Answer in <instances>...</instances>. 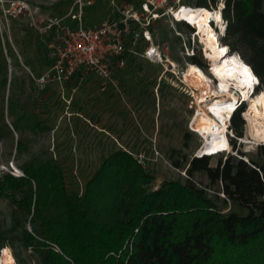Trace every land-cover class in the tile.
<instances>
[{"label": "trees", "instance_id": "obj_1", "mask_svg": "<svg viewBox=\"0 0 264 264\" xmlns=\"http://www.w3.org/2000/svg\"><path fill=\"white\" fill-rule=\"evenodd\" d=\"M221 1L226 21L221 41L252 67L260 79L257 90L264 89V0L194 4L216 8ZM2 40L0 34V89H5L9 68ZM190 60L206 68L199 56ZM8 104L16 114L15 130L40 128L42 122L27 105ZM241 111L234 112L231 123L238 136L245 123ZM0 116L4 122L3 106ZM5 127L10 126L0 123V137ZM190 135L184 133L186 139ZM232 142L238 155L228 153L215 164L211 156L194 155L184 182L167 180L158 188L152 187L154 176L139 159L123 149L104 160L82 193L66 187L55 159L34 157L21 165L22 175L3 173L0 195L16 207L14 227H21L22 242L36 247L49 264H264V162L246 159ZM16 148H25L22 137ZM174 165L179 168L182 162L176 159ZM196 172L221 186L224 201L231 203L227 211L218 195L196 185ZM19 211L26 213L24 220ZM6 239L7 231L0 227V244Z\"/></svg>", "mask_w": 264, "mask_h": 264}, {"label": "rangeland", "instance_id": "obj_2", "mask_svg": "<svg viewBox=\"0 0 264 264\" xmlns=\"http://www.w3.org/2000/svg\"><path fill=\"white\" fill-rule=\"evenodd\" d=\"M11 1L0 2L6 8L5 12L0 8V34L9 68L8 84L0 89V109L4 107V122L0 116V123L10 126L4 128L0 137V178L4 172L12 173L13 167L23 174L21 165L34 157L53 158L64 172L66 187L82 193L104 160L117 149H123L133 153L154 176L152 187L158 188L167 180L184 182L188 162L203 142L197 129L201 130L208 118L200 100L211 95L208 91L199 93L186 80L185 70L191 63L188 53L195 48V55L205 63L203 69L208 74L210 61L200 35L195 36L182 22L174 20L169 11L179 6L194 7V0H160V3L153 0L158 10L164 12L151 24L153 39L167 48L170 62L165 57L162 61L149 60L143 54L148 43L129 37L124 64L114 60L112 79L87 72L74 76L64 88L55 82L40 84L35 79L50 65L48 36L29 28L24 15L9 12ZM25 1L40 6L41 13L49 17H66L74 3V0ZM143 1L116 0L119 5L131 3L139 13ZM111 11L110 0H94L84 6V21L96 25ZM223 33L221 28L220 39ZM10 100L15 108L21 103L34 111L42 122L40 128L15 130L12 122L16 114L8 109ZM246 106L247 112L249 104ZM247 128L245 120L244 143L237 140V146L246 159L264 162V149L257 144L259 141L250 138ZM186 131L191 133L188 139L184 137ZM20 137L25 141L22 151L16 148ZM226 149L230 147L227 145L223 151ZM228 153L238 155L232 148L211 156V162L215 164ZM176 159L182 162L179 168L174 165ZM193 181L209 195H218L217 202L225 211L231 207L230 202L224 201L221 186L211 185L205 173L196 172ZM10 199L0 195V227L7 231V239L0 244V264H49L36 247H26L22 242L21 227H14L16 207ZM25 215L19 211L21 220ZM26 225L32 229L28 221ZM7 253L10 257L5 262Z\"/></svg>", "mask_w": 264, "mask_h": 264}, {"label": "built area", "instance_id": "obj_3", "mask_svg": "<svg viewBox=\"0 0 264 264\" xmlns=\"http://www.w3.org/2000/svg\"><path fill=\"white\" fill-rule=\"evenodd\" d=\"M0 2L3 3V0ZM93 3L94 0H74L73 9L66 15L68 19H65V16H45L41 13L40 6L31 5L25 0L11 1L10 9L7 8L9 12L12 11L16 16L24 15L29 28L48 36L50 65L35 77L38 83L47 85L55 82L64 88L78 72L81 74L92 72L100 78L112 79L114 60L119 59L120 64H124L123 57L128 50L129 37L132 41L141 38L148 43L143 54L149 60L162 61L165 57L166 61H169L167 48H162L153 39L151 24L164 15L153 0L143 1L141 13L134 9L131 3L119 5L116 0H110L111 13L98 24L88 25L84 21V6ZM157 3H160V0ZM0 8L5 12L6 8L4 9L1 4ZM173 19L187 23L175 17ZM224 24L226 26V21ZM188 55L189 57L195 55L194 47L192 53ZM244 119L247 120L246 117ZM194 132L197 133L195 130ZM226 134L229 151L234 148L232 139L236 143L237 140L239 144L244 143L243 137L237 135L232 125L227 126ZM257 144L261 145L264 142ZM201 154L203 153H199L198 149L195 155ZM13 170L12 173L15 175H22L15 167Z\"/></svg>", "mask_w": 264, "mask_h": 264}, {"label": "bare ground", "instance_id": "obj_4", "mask_svg": "<svg viewBox=\"0 0 264 264\" xmlns=\"http://www.w3.org/2000/svg\"><path fill=\"white\" fill-rule=\"evenodd\" d=\"M223 6L224 3L221 1L219 7L214 9L204 6H179L171 10V14L176 19L197 27L198 34L206 47V56L210 61L209 74L193 62L185 70L186 80L192 88L199 93L204 94L208 91L211 94L200 100L208 115L206 124L201 127V130L197 129L198 134L203 138L199 148V153L203 154H217L222 152L227 145L229 146L226 134L229 116L240 99L249 102L245 117L250 138L264 142V90L252 92L257 75L253 69L251 71V66L237 51H229V45L221 41L219 33L209 22L216 18L220 21V26L224 31L221 23ZM245 70L250 74L251 79L248 78ZM8 253L4 258L5 262L10 257Z\"/></svg>", "mask_w": 264, "mask_h": 264}, {"label": "snow or ice", "instance_id": "obj_5", "mask_svg": "<svg viewBox=\"0 0 264 264\" xmlns=\"http://www.w3.org/2000/svg\"><path fill=\"white\" fill-rule=\"evenodd\" d=\"M245 73L246 75H248V78L251 79L250 74H248L246 70H245Z\"/></svg>", "mask_w": 264, "mask_h": 264}, {"label": "water", "instance_id": "obj_6", "mask_svg": "<svg viewBox=\"0 0 264 264\" xmlns=\"http://www.w3.org/2000/svg\"><path fill=\"white\" fill-rule=\"evenodd\" d=\"M230 51V50H229Z\"/></svg>", "mask_w": 264, "mask_h": 264}]
</instances>
